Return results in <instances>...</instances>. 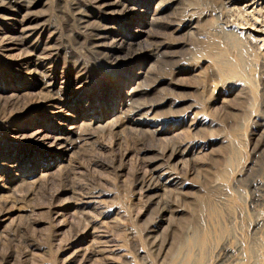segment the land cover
<instances>
[{"label":"rangeland","instance_id":"374dc122","mask_svg":"<svg viewBox=\"0 0 264 264\" xmlns=\"http://www.w3.org/2000/svg\"><path fill=\"white\" fill-rule=\"evenodd\" d=\"M0 264H264V0H0Z\"/></svg>","mask_w":264,"mask_h":264},{"label":"bare ground","instance_id":"6f19581e","mask_svg":"<svg viewBox=\"0 0 264 264\" xmlns=\"http://www.w3.org/2000/svg\"><path fill=\"white\" fill-rule=\"evenodd\" d=\"M120 2L116 1V3H113V5H118ZM112 5V6H113ZM158 7V6H157ZM159 8V7H158ZM258 23V22H257ZM251 36V35H250ZM248 38V37H245V39ZM199 54V53H198ZM209 55V54H208ZM204 56V55H203ZM211 59V58H210ZM221 65V64H220ZM237 66H235V68L233 69L232 67H229L228 69H231V70H236ZM227 71V69H226ZM224 73V72H223ZM235 75V74H234ZM240 75V73H239ZM238 76V75H237ZM140 94V93H139ZM131 99V98H130ZM142 127V126H141ZM134 129V128H133ZM153 132V131H152ZM176 149V148H175Z\"/></svg>","mask_w":264,"mask_h":264}]
</instances>
